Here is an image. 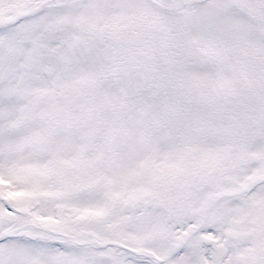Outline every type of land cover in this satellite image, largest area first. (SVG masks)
Here are the masks:
<instances>
[{
	"label": "rangeland",
	"instance_id": "obj_1",
	"mask_svg": "<svg viewBox=\"0 0 264 264\" xmlns=\"http://www.w3.org/2000/svg\"><path fill=\"white\" fill-rule=\"evenodd\" d=\"M154 1L0 26V264H264V23Z\"/></svg>",
	"mask_w": 264,
	"mask_h": 264
},
{
	"label": "water",
	"instance_id": "obj_2",
	"mask_svg": "<svg viewBox=\"0 0 264 264\" xmlns=\"http://www.w3.org/2000/svg\"><path fill=\"white\" fill-rule=\"evenodd\" d=\"M51 1H53V0H42V1L40 2V4H39L34 10H32V11H30V12L17 13V14H15V15H13V16H11V17L5 19L4 21H2V22L0 23V26H2V25H7V24H9V23H11V22H13V21H16V20H18V19H20V18H22V17H24V16H26V15H28V14H30V13H33V12H35V11L41 9L42 7H44L46 4H48V3L51 2ZM189 1L203 2V1H206V0H183V1L181 2V4L178 5L177 8L184 6V5L187 4ZM34 2H35V0H29V1L27 2V4H28V5H31V4H34ZM151 2H153V3H155V4H158V3L155 2L154 0H151ZM253 2H254V4H255V6H256V11H257V14H258L259 19L264 23V16L262 15L261 8H260V5H259L258 1H257V0H253ZM158 5H159V4H158ZM159 6H160V5H159ZM168 9L173 10V9H176V8H168ZM262 181H264V179H263V180H260V182H262ZM233 194H236V193H233ZM222 196H224V194L220 195L219 197H222ZM213 204H214V201L211 203V205H213ZM211 205H210V206H211ZM206 213H207V210H206L205 214H206ZM195 226L199 227V226H200V223L196 224ZM7 236H9V233H5V234L0 238V241H1L2 239H4L5 237H7ZM185 241H186V239L183 240V241H180V242L176 243V244L173 246L172 251H174L178 246H180V245H182L183 243H185ZM98 244L101 245V246L106 245V244H103V243H98ZM131 250H132V249H131ZM132 251H133V250H132ZM172 251H171V252H172ZM137 253H139V252H137ZM143 255H146V254H143ZM165 259H166V258H163V259H157V260H159V261H165Z\"/></svg>",
	"mask_w": 264,
	"mask_h": 264
},
{
	"label": "bare ground",
	"instance_id": "obj_3",
	"mask_svg": "<svg viewBox=\"0 0 264 264\" xmlns=\"http://www.w3.org/2000/svg\"><path fill=\"white\" fill-rule=\"evenodd\" d=\"M192 231H193V227H192V228L188 231V233L184 236V238L182 239V241H183L185 238L189 237V236L191 235ZM9 232L11 233V231H9ZM95 243H98V242L95 241ZM143 254H146V256H148V257H150V258H152V259H154V260L157 259V258H156L153 254H151V253L143 252Z\"/></svg>",
	"mask_w": 264,
	"mask_h": 264
}]
</instances>
